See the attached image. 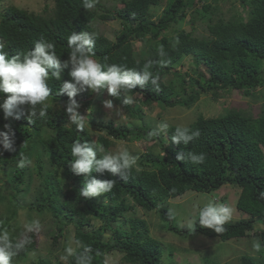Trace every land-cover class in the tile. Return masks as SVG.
I'll return each mask as SVG.
<instances>
[{"label":"trees","instance_id":"16d2710c","mask_svg":"<svg viewBox=\"0 0 264 264\" xmlns=\"http://www.w3.org/2000/svg\"><path fill=\"white\" fill-rule=\"evenodd\" d=\"M118 1L122 7L112 11L115 13L106 9L104 11L107 12L98 16L96 9L100 7L99 0L90 10L84 9L82 0H53L52 9L44 7L38 14L9 7L0 14V42L5 43V50L11 57L18 54L23 56L43 39L55 44L57 55L63 61L68 59L71 51L67 39L73 31L95 33L90 29L94 20H117L123 29L114 41L95 33L94 58L102 64H118L137 71H142L144 65L151 61L152 66L148 70L159 77L156 86L149 81L143 88L137 86L133 90L120 92L115 96L117 102H122L126 97H134L144 106L162 104L166 108L182 106L190 109L204 94H210L214 100H218L222 92L232 90L253 98V92L264 87V0H235L242 4L245 15L237 17L238 14H233L226 21L222 18H209L210 24L207 27L210 35L203 38L183 30V21L189 17L188 23H194L197 19L195 7L199 3H202L200 12L204 16H213L219 0H213V5L203 0ZM172 27V33H169ZM147 36L151 43L146 45V51L135 55L133 42ZM177 39L179 43H176ZM161 46L165 50L163 57L159 55ZM185 58L192 60L193 68L190 73L181 75L174 71V67ZM200 65L205 68L203 72L199 69ZM167 75L171 76L169 82L163 80ZM69 79L68 70L62 73L61 80L49 78L48 86L52 95L47 101L45 118H33V122L29 123L25 110V115L19 119L11 117L13 126H9V120L0 110V132L5 131L14 141L13 151H5L0 146V165L17 161L20 154L26 157V146L32 138L41 143L40 151L52 161L53 171L46 175L53 181L50 187L42 168L36 165L41 189L36 202L29 206L41 212L45 209L52 217L62 219L57 224L59 235L53 237V242L62 236L64 226L69 223L74 225L77 248L68 264H77V257L84 247L92 249L89 264H105V255L112 253L122 254V261L127 264H163L162 247L148 236L142 221L125 218L130 223L128 231L112 224L126 217V213L133 210V204L145 211H152L168 198H176L186 191L210 193L226 184L234 185L240 189L236 208L251 220L244 218L227 222L224 225L226 230L217 234L200 227L199 216L195 220L197 224L194 231L187 227L175 228L169 211L159 209L161 219L169 222L168 231L178 236L202 235L227 242L244 238L254 226L264 225V103L257 117L236 110L215 118L199 116L187 127L193 131L199 130L200 135L187 145L182 142L172 143L176 127L168 128L165 134L156 131L159 135H152L155 130L116 127L111 121L104 123L101 120L94 125L98 133L95 143L87 130H77L65 112L68 97L66 94L59 95V91L62 82ZM90 95L85 91L78 93L75 99H87ZM1 97L0 103L4 99V96ZM81 104L89 105L87 100ZM120 106L137 119V110L124 103H120ZM133 140L155 141L163 155L146 152L139 158L137 167L130 171L91 173L88 180L115 181L110 192L99 195L106 204L98 203L95 196L87 199L82 197L80 189L86 179L70 170V161L74 159L71 155L73 142L102 144L107 151L115 141ZM188 153H203L205 160L202 164H193ZM103 155L98 153L97 159ZM178 156L182 159H177ZM59 172L67 178V188L63 191L52 175ZM14 173V180L21 184L27 170L19 168ZM15 215L14 212L12 216ZM94 220L102 223L98 229H82L90 226ZM0 230H3L2 225ZM107 231L112 236L104 240ZM19 237L22 239L25 236L18 233L11 240L16 242L20 240ZM26 237L30 243L15 256L25 255L34 248L33 234L29 233ZM240 261L241 264H264L263 259L249 255L241 256ZM37 264L51 263L40 261Z\"/></svg>","mask_w":264,"mask_h":264},{"label":"rangeland","instance_id":"374dc122","mask_svg":"<svg viewBox=\"0 0 264 264\" xmlns=\"http://www.w3.org/2000/svg\"><path fill=\"white\" fill-rule=\"evenodd\" d=\"M203 1L205 3L211 2L212 5L214 4L213 0ZM99 3L100 7L96 9L97 16L107 12L104 11L106 9H109L111 13H115L112 11H116L122 7L118 0H99ZM201 5L202 3H199L195 7L197 19L194 23H188L189 17H187L181 26L183 30L192 33L197 38L208 37L210 35L207 26L210 24L209 18L211 17H215V20L222 18L226 21L233 14H238L237 17L245 15L242 4L235 0H219L216 3L217 10L213 16H204L200 12ZM9 7L24 9L38 14L42 12L44 7H47L48 10L52 9L53 0H0V14H3ZM160 13L161 9L158 10V15ZM173 28L168 32L172 33L170 31ZM90 29L96 34H101L108 40L114 41L115 37L122 32L123 25L117 20L100 21L97 19L90 24ZM150 41L149 36H147L143 40L133 42L135 55L146 51V45L148 46V43H151ZM191 62L192 60L189 58L183 59L175 65L174 71L179 72L181 75L190 73V70L193 68ZM199 69L203 72L205 68L200 65ZM170 79V75L163 78L166 82H169ZM86 93H91V95L87 99L81 97L82 99L80 98V102H78L81 104L87 100L89 105L83 106L81 104L78 111L81 115L88 117L89 123L86 125L85 130L89 132L95 143H97L96 136L98 133L94 125L100 120L104 123L111 121L116 127H141L165 134L167 130L161 131L158 128L161 122H167L169 128L178 126L187 127L199 116L215 118L230 110L242 111L253 117H257L264 103V87L256 89L253 92V98L245 96L242 92L232 90L222 92L218 100H214L210 94H204L200 96L199 101L190 109H185L182 106L166 108L162 104L152 107L144 106L138 103L136 98L126 97L130 98L132 102L125 105L138 111L135 114L137 119H135L120 106V103H124L126 98L122 102H117L115 97L106 94V90L97 93L86 91ZM1 98L0 96V101ZM105 100H112L113 109L104 108L103 101ZM6 119L9 120V126H13L12 118L7 117ZM26 148L28 149L26 156L28 163L22 169H26L27 174L25 177L23 176L24 180L21 184H18L14 180V172L20 168L17 166V161L8 165H0V225L3 226V230H7L10 239H13L18 233L20 236L25 237L30 233L33 234V241L35 243L34 248L25 255L13 257L11 264H37L40 261L51 264L57 262L65 264L61 257L66 255V249L71 247L75 252L77 248V244L74 241L75 227L71 223L64 226L62 236L58 238L57 242H53V237L59 235L57 224L62 219L52 217L45 209L41 212L35 207L31 208L29 206L31 203L36 202V196L39 195V190L41 189V180L39 179L36 165L42 168L43 176L48 182L49 187L53 185V181L46 175L53 171V165L49 157L40 151L42 150V146L38 140L36 142L32 138ZM122 149H126L131 156L138 157L136 165L141 155L146 152L163 155L157 142L146 140L145 142L140 140H133L131 142L115 141L114 145L109 147L106 152L117 154ZM36 153L40 154V156L37 157ZM52 175L61 186L62 191L65 190L67 188V178L65 175L61 172L57 175ZM17 187L18 189H15ZM239 192L240 189L238 187L226 184L210 193L186 191L176 198H168L152 211H145L140 206L133 204V210L126 213V217L120 218L112 226H121L123 230L128 231L130 223L125 221V218L133 221H142L144 224L143 228L147 231L148 236L158 241L162 247L161 262L163 264H241L240 258L243 255L264 260L263 224L254 226L253 230L244 238L221 242L219 239L206 238L202 235L194 237L178 236L168 231L169 222L162 220L160 217L159 209H166L172 216V225L175 228L181 229L187 227L192 230L189 222L198 218L200 209L206 204L213 203L217 205L226 204L232 209L231 219L228 222H235L244 218L251 220L244 217L236 208ZM95 200L100 204H106V201L99 195L95 196ZM14 212L16 215L12 216ZM34 221H39V229L32 232L26 231V226L32 224ZM101 224L100 221L94 220L90 226L82 227V229L87 231L96 230ZM111 236L112 233L107 231L104 233L103 239L108 240ZM19 238L21 239V237ZM257 241L261 244L258 249L255 247ZM122 256L120 253L106 254L105 264H127L122 261Z\"/></svg>","mask_w":264,"mask_h":264},{"label":"clouds","instance_id":"9594fccd","mask_svg":"<svg viewBox=\"0 0 264 264\" xmlns=\"http://www.w3.org/2000/svg\"><path fill=\"white\" fill-rule=\"evenodd\" d=\"M86 10L93 9L97 0H82ZM176 43H179L178 39ZM67 45L71 49L68 59L61 60L55 50L54 43L40 40L34 47L23 56L15 55L9 57L5 50L6 45L0 42V96H4L0 103V110L4 116L19 119L27 111L29 123L33 118H45L47 116V101L52 95V90L48 86L49 78L61 80V75L68 70L69 80L63 81L59 95L68 97L65 105V112L69 120L75 124L77 130L83 131L89 123L88 117L81 115L78 111L81 104L75 99L78 93L91 91L94 93L106 90L109 96L115 97L122 91H130L137 86L143 88L149 81L157 85L159 77L148 69L152 66L149 61L144 65L142 71L125 68L122 65H106L95 59L93 49L96 45V34L75 31L67 39ZM159 55L165 56L163 46L160 47ZM158 90V89H157ZM130 98H126L124 104H130ZM37 106H40L39 109ZM106 109H113L112 100L103 101ZM161 131L168 130L169 124L161 122L158 125ZM152 135H159L153 131ZM199 130L193 131L186 126H178L172 136V143H183L187 145L189 141L199 137ZM14 141L6 132H0V146L5 151L14 150ZM98 153H105L97 159ZM71 155L74 157L70 161V170L76 175H83L86 183L80 189V195L85 199L103 193L110 192L115 186L114 180L100 181L97 179L88 180L93 172H105L115 174L120 170L130 171L137 167L138 157L131 156L126 149H122L117 154L107 153L102 144L75 141L71 146ZM191 163L202 164L205 160L203 153H188ZM182 159V157H177ZM28 163L27 158L19 155L17 166L23 168ZM232 209L226 204L208 203L199 211L198 224L202 228L210 229L214 233H222L226 229L224 225L231 219ZM197 222H189V226L195 229ZM40 227L39 221H34L26 226V231L32 232ZM30 243L27 237L13 242L7 230H0V264H11L12 258ZM257 241L255 247L260 248ZM92 249L84 247L83 252L77 257V264H89ZM74 250L69 247L66 255L61 259L68 264L69 257L74 255Z\"/></svg>","mask_w":264,"mask_h":264}]
</instances>
